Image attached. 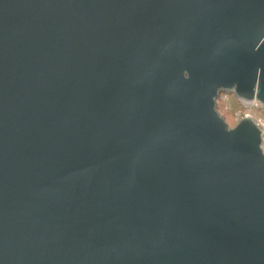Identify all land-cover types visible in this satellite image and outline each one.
I'll use <instances>...</instances> for the list:
<instances>
[{
	"label": "water",
	"instance_id": "obj_1",
	"mask_svg": "<svg viewBox=\"0 0 264 264\" xmlns=\"http://www.w3.org/2000/svg\"><path fill=\"white\" fill-rule=\"evenodd\" d=\"M264 0H0V264H264Z\"/></svg>",
	"mask_w": 264,
	"mask_h": 264
},
{
	"label": "rangeland",
	"instance_id": "obj_2",
	"mask_svg": "<svg viewBox=\"0 0 264 264\" xmlns=\"http://www.w3.org/2000/svg\"><path fill=\"white\" fill-rule=\"evenodd\" d=\"M218 111L225 117L228 124H235L241 115H244L245 108L240 101L234 100L231 94H221L217 101ZM254 117H260L264 121V113L256 110H251ZM240 115V116H239Z\"/></svg>",
	"mask_w": 264,
	"mask_h": 264
},
{
	"label": "built area",
	"instance_id": "obj_3",
	"mask_svg": "<svg viewBox=\"0 0 264 264\" xmlns=\"http://www.w3.org/2000/svg\"><path fill=\"white\" fill-rule=\"evenodd\" d=\"M221 94H227V93H221ZM220 94V95H221ZM220 95H219V98H220ZM218 98V99H219ZM218 101V100H217ZM243 105V107L245 108V113L244 114H248V115H251L262 127H263V129H264V121L260 118V117H254L252 114H251V110H255V100L253 99V100H250L249 102H248V105H245V104H242ZM256 111H259V112H261V113H264V107L263 106H259V107H257V109H256ZM240 116V115H239ZM242 116V115H241ZM240 116V117H241Z\"/></svg>",
	"mask_w": 264,
	"mask_h": 264
}]
</instances>
